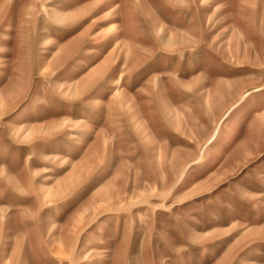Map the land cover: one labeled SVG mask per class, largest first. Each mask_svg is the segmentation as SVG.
I'll return each mask as SVG.
<instances>
[{
    "label": "rangeland",
    "instance_id": "1",
    "mask_svg": "<svg viewBox=\"0 0 264 264\" xmlns=\"http://www.w3.org/2000/svg\"><path fill=\"white\" fill-rule=\"evenodd\" d=\"M0 264H264V0H0Z\"/></svg>",
    "mask_w": 264,
    "mask_h": 264
},
{
    "label": "bare ground",
    "instance_id": "2",
    "mask_svg": "<svg viewBox=\"0 0 264 264\" xmlns=\"http://www.w3.org/2000/svg\"><path fill=\"white\" fill-rule=\"evenodd\" d=\"M17 239H19V237H13V240H17Z\"/></svg>",
    "mask_w": 264,
    "mask_h": 264
}]
</instances>
